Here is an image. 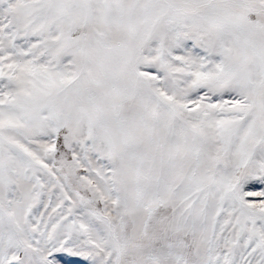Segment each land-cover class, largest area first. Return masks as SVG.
I'll list each match as a JSON object with an SVG mask.
<instances>
[{"label":"rangeland","instance_id":"374dc122","mask_svg":"<svg viewBox=\"0 0 264 264\" xmlns=\"http://www.w3.org/2000/svg\"><path fill=\"white\" fill-rule=\"evenodd\" d=\"M0 264H264V0H0Z\"/></svg>","mask_w":264,"mask_h":264}]
</instances>
